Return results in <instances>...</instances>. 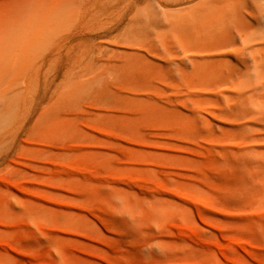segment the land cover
<instances>
[{
	"label": "rangeland",
	"instance_id": "374dc122",
	"mask_svg": "<svg viewBox=\"0 0 264 264\" xmlns=\"http://www.w3.org/2000/svg\"><path fill=\"white\" fill-rule=\"evenodd\" d=\"M53 1L0 0V23ZM69 1L4 65L26 100L0 141V264H264L260 155L238 151L241 121L196 115L220 87L195 61L223 35L190 29V0Z\"/></svg>",
	"mask_w": 264,
	"mask_h": 264
},
{
	"label": "bare ground",
	"instance_id": "6f19581e",
	"mask_svg": "<svg viewBox=\"0 0 264 264\" xmlns=\"http://www.w3.org/2000/svg\"><path fill=\"white\" fill-rule=\"evenodd\" d=\"M112 1L81 0L80 2L79 0L78 5L80 7H77L84 9L85 13L92 12L96 8H105ZM190 1L192 2L191 5L187 2L188 7H190L189 10L184 9L188 12L186 18L188 17L191 24L188 25L189 23H187V25L192 26L197 31L196 35L200 38L203 37L201 36L203 32L209 31V36L206 32L207 38H213L219 32L224 36V40L221 38L223 36H217L221 39V42L217 40L220 44L217 45L219 48L217 47V52H215L218 58H211L210 55L205 53V56L208 55L207 58L195 61L197 65L194 64V66L199 68L200 74H203L206 78L208 77V79H212L215 75V83L216 85L219 84L220 87L217 92L219 93L218 96L207 98L206 105L208 108L198 109L196 115H202L204 118L201 117L208 126L215 125V122L207 117L205 111H209L217 119L241 121V124L238 125L240 123L238 122L237 126L227 127V130L233 132L239 141L240 144L237 148L240 153L260 155L255 163L261 169L259 180L262 186L258 196L259 202L264 204V147H257L253 143L256 140L260 141L259 139H261L263 141L262 139H264V136L260 135L264 133H259L260 131L264 132V129L262 131V128H264V0H214L213 7L209 5L212 3L209 0ZM69 2V0H64L66 4L64 5L62 1L54 0L52 5L49 6L43 3V8L34 7L29 9L30 11L27 9L29 12L27 11L26 14L21 16H12V13H10L8 20L5 23H0V34L2 36L0 41V141L4 140L7 135L6 133L16 110L26 100L20 102L18 98L20 92H23L22 90H19V93H15L16 90L13 93L9 90L12 82L3 79L6 77L7 72L4 65L6 62H12V67L19 65L24 67V63L18 64V60H15L16 58L12 60V57L20 52L25 53L30 47L41 46L46 41L53 39L56 36V34L54 36L53 31L59 27L61 19L70 13L68 9ZM178 12L183 15L182 12ZM175 13L177 17L178 14L176 11ZM209 14L212 15V19ZM205 15H208L209 18L207 16L205 19ZM181 18L183 17L181 16ZM188 20L186 19V21ZM192 27H190L191 30ZM185 38L187 39V36L183 37L184 40ZM217 38L211 39L213 42H210L214 43ZM202 44L205 45V43ZM183 46L186 47V45ZM204 48H207V46ZM2 69L3 71H1ZM214 81L212 80V82ZM221 97L231 103L232 107L225 108L222 105ZM20 99L23 98L20 97ZM23 103L25 104V102ZM189 195L181 193V196L185 197V205L191 207L192 203L189 200Z\"/></svg>",
	"mask_w": 264,
	"mask_h": 264
}]
</instances>
